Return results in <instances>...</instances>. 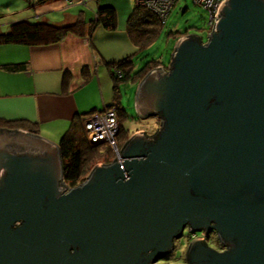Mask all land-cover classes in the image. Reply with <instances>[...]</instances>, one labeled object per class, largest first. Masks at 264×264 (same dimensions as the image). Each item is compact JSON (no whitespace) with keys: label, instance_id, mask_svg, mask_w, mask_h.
Segmentation results:
<instances>
[{"label":"water","instance_id":"water-1","mask_svg":"<svg viewBox=\"0 0 264 264\" xmlns=\"http://www.w3.org/2000/svg\"><path fill=\"white\" fill-rule=\"evenodd\" d=\"M139 81L141 119L109 164L63 184L58 145L0 128V264H264V0H223Z\"/></svg>","mask_w":264,"mask_h":264},{"label":"crops","instance_id":"crops-1","mask_svg":"<svg viewBox=\"0 0 264 264\" xmlns=\"http://www.w3.org/2000/svg\"><path fill=\"white\" fill-rule=\"evenodd\" d=\"M135 7L136 0H0V34L17 22L84 25L82 36L68 34L51 45H0V128L58 145L76 115L99 113L116 102L114 93L104 92L108 66L136 53L127 31ZM101 8L115 12L114 30L91 29ZM90 88L100 100L83 95Z\"/></svg>","mask_w":264,"mask_h":264},{"label":"trees","instance_id":"trees-1","mask_svg":"<svg viewBox=\"0 0 264 264\" xmlns=\"http://www.w3.org/2000/svg\"><path fill=\"white\" fill-rule=\"evenodd\" d=\"M91 29L100 26L105 30L112 31L116 28L115 12L112 8H101L98 10L95 21L90 23ZM162 24L149 10L136 6L127 23V31L132 43L137 47L148 44L154 36L155 27ZM84 25L75 23L73 25L57 27L44 23L17 22L9 27V31L0 34V45L20 44L26 46H44L59 42L68 34L83 35ZM187 34L175 35L173 43ZM201 38V37H200ZM202 39V38H201ZM139 47V49L141 48ZM143 49V48H142ZM136 54V53H135ZM122 59L109 64L111 80L113 82L114 102L110 106H117L116 112H123L120 103V90L118 84L121 82L137 83L144 78L149 70L164 64L158 61L147 62L139 70H135L133 57ZM108 106V107H110ZM107 108V107H105ZM93 113V112H92ZM76 115L72 120L67 133L58 144L59 155L63 169V184L73 187L80 184L89 174L93 166L103 159V163L109 164L110 156H113L111 147H104L102 143H89L86 139L83 123L87 116ZM118 118V116H117ZM118 118L119 132L116 145L120 150L131 136V132L123 128ZM108 159V160H107Z\"/></svg>","mask_w":264,"mask_h":264},{"label":"rangeland","instance_id":"rangeland-1","mask_svg":"<svg viewBox=\"0 0 264 264\" xmlns=\"http://www.w3.org/2000/svg\"><path fill=\"white\" fill-rule=\"evenodd\" d=\"M206 19V12L197 6L194 3V0H178L168 15L166 22L155 27L153 39L148 44L142 47L139 46L141 47L140 49L138 46L136 47V54L133 57L135 70H139L150 61H158L159 63L168 66L175 45L173 43L175 35H196L201 37L205 43L207 36ZM159 66L164 68L163 65ZM110 81L108 85L104 87V92L107 90V92L111 94V97H113V82L112 80ZM118 86L123 112H118L117 116L121 120L120 124H122L123 128L131 132V135L138 132L136 131L137 129H141V131H144L147 134L154 133V131L159 127L158 118L149 117L141 119L135 112L134 98L137 84H133L131 82H121ZM82 93L84 96L90 97V99L95 100L98 98L100 100V92L97 91L96 93L93 88L87 89ZM107 146L108 145H104L105 148ZM112 150L114 152L113 156L109 157L111 162H113L118 156L113 148ZM102 161L103 159L98 163L104 164ZM194 236L195 234H190L187 228H185L181 236L174 240L173 249L166 255L164 260H161L158 263L178 264L179 262H182L186 257V249L191 240L195 238ZM207 243L211 246L219 245L215 233L209 237Z\"/></svg>","mask_w":264,"mask_h":264},{"label":"built area","instance_id":"built-area-1","mask_svg":"<svg viewBox=\"0 0 264 264\" xmlns=\"http://www.w3.org/2000/svg\"><path fill=\"white\" fill-rule=\"evenodd\" d=\"M177 1L178 0H136V6L151 11L157 19L164 24ZM222 1L223 0H194V3L206 12L207 35L210 33L213 23L216 20L215 14ZM164 68H166V66ZM164 68L162 67V69ZM116 109L117 106L114 105L105 108L102 112L92 113L85 119L83 127L86 139L89 143H102L108 145L118 154L119 149L116 145V137L119 132V124ZM194 237L204 240L206 238V236L202 234L198 236L197 233Z\"/></svg>","mask_w":264,"mask_h":264},{"label":"flooded vegetation","instance_id":"flooded-vegetation-1","mask_svg":"<svg viewBox=\"0 0 264 264\" xmlns=\"http://www.w3.org/2000/svg\"><path fill=\"white\" fill-rule=\"evenodd\" d=\"M213 233H214V232H211L210 234L206 235V238H205V242H206V244H207L209 247H212V248H214V249H216V250H222L223 248H222V246L220 245V243H219V245H214V246H211V245H209V243H207V240L209 239V237H210ZM197 234H198V236L201 235V233H197ZM185 262H186V257L184 258V260H183L182 262H179L178 264H185Z\"/></svg>","mask_w":264,"mask_h":264}]
</instances>
